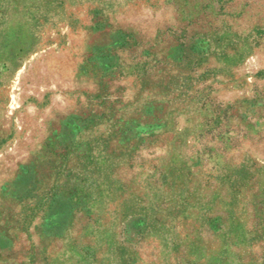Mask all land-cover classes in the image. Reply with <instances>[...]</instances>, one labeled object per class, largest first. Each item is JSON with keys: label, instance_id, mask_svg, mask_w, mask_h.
<instances>
[{"label": "rangeland", "instance_id": "374dc122", "mask_svg": "<svg viewBox=\"0 0 264 264\" xmlns=\"http://www.w3.org/2000/svg\"><path fill=\"white\" fill-rule=\"evenodd\" d=\"M0 264H264V0H0Z\"/></svg>", "mask_w": 264, "mask_h": 264}]
</instances>
